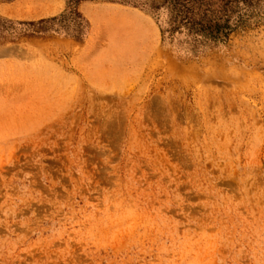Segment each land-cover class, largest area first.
Wrapping results in <instances>:
<instances>
[{"label":"rangeland","instance_id":"374dc122","mask_svg":"<svg viewBox=\"0 0 264 264\" xmlns=\"http://www.w3.org/2000/svg\"><path fill=\"white\" fill-rule=\"evenodd\" d=\"M220 1L0 0V264H264V0Z\"/></svg>","mask_w":264,"mask_h":264},{"label":"trees","instance_id":"16d2710c","mask_svg":"<svg viewBox=\"0 0 264 264\" xmlns=\"http://www.w3.org/2000/svg\"><path fill=\"white\" fill-rule=\"evenodd\" d=\"M198 0H176V8H179L180 10V15L183 13V9L185 10H190L191 6L194 5ZM225 0H221L220 2H224ZM179 15V14H178ZM185 19L187 20V16L185 17ZM184 19V20H185ZM189 22V21H188Z\"/></svg>","mask_w":264,"mask_h":264}]
</instances>
